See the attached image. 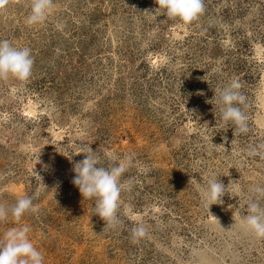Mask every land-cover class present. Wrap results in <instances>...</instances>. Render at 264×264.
I'll list each match as a JSON object with an SVG mask.
<instances>
[{"label": "rangeland", "instance_id": "1", "mask_svg": "<svg viewBox=\"0 0 264 264\" xmlns=\"http://www.w3.org/2000/svg\"><path fill=\"white\" fill-rule=\"evenodd\" d=\"M31 3L0 9V39L34 60L27 81L0 80V204L31 197L37 211L0 221V239L29 226L43 264H264V238L241 220L248 189L264 184V157L246 154L264 143V0H204L189 24L155 13V0H53L29 25ZM233 79L247 134L212 100ZM88 147L103 166L135 154L115 229L71 182L68 158ZM213 176L228 187L208 211ZM140 223L148 235L133 243Z\"/></svg>", "mask_w": 264, "mask_h": 264}, {"label": "clouds", "instance_id": "2", "mask_svg": "<svg viewBox=\"0 0 264 264\" xmlns=\"http://www.w3.org/2000/svg\"><path fill=\"white\" fill-rule=\"evenodd\" d=\"M10 3L11 0H0V9L6 8ZM155 3L158 5L155 13L185 24L196 21L205 11L204 0H155ZM52 5L53 0H32L27 23H42ZM33 63L29 47L17 48L9 40L0 39V80L14 78L21 82L27 81L32 75ZM242 87L238 79H233L226 86L216 88L212 98L220 119L225 124H231L237 134L249 132L248 116L244 111L248 107L247 97L240 91ZM80 153L84 154V159L80 161L73 162L71 157L68 158L75 173L71 182L83 198L94 200L93 212L105 222V226L115 229L122 222L118 216L121 192L130 190L133 183L129 179L122 184L121 177L133 165L135 154L128 153L122 159L113 155L112 162L103 166L100 155L90 147L86 152L77 154ZM246 154L248 157H264V143L249 146ZM34 159L36 164H41L42 170L48 169L49 166L40 160V151L34 155ZM33 171L38 175L34 169ZM227 187L218 181V176L207 180L202 196L207 202L208 211L211 205L223 203L222 197L227 193ZM262 201L264 184L256 183L248 189L247 215H241V220L243 226L257 238H264ZM35 211L37 209L33 206L32 198L21 197L10 207L0 204V221H6L9 216L19 221L26 212ZM212 218L217 220L214 216ZM30 231V227L24 225L20 228L13 227L4 234L0 239V264H43V255L28 238ZM147 235L148 229L142 223L131 229L133 243H139Z\"/></svg>", "mask_w": 264, "mask_h": 264}]
</instances>
